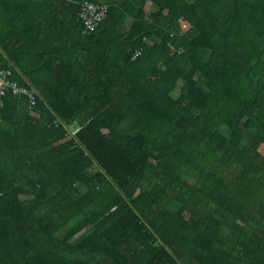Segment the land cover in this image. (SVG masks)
<instances>
[{"label": "trees", "instance_id": "16d2710c", "mask_svg": "<svg viewBox=\"0 0 264 264\" xmlns=\"http://www.w3.org/2000/svg\"><path fill=\"white\" fill-rule=\"evenodd\" d=\"M53 1L0 0V264H264V0Z\"/></svg>", "mask_w": 264, "mask_h": 264}, {"label": "built area", "instance_id": "2783aa9c", "mask_svg": "<svg viewBox=\"0 0 264 264\" xmlns=\"http://www.w3.org/2000/svg\"><path fill=\"white\" fill-rule=\"evenodd\" d=\"M108 8L109 5L105 2H95L92 0L80 1V7L77 17L83 24V32L89 33L91 31H94L106 18ZM139 54L140 51H136L133 59H135ZM6 90H10V92L15 96L25 94L33 103V89L24 87L17 81L10 79L7 70H0V94H3ZM1 106L2 102L0 100V107Z\"/></svg>", "mask_w": 264, "mask_h": 264}, {"label": "rangeland", "instance_id": "374dc122", "mask_svg": "<svg viewBox=\"0 0 264 264\" xmlns=\"http://www.w3.org/2000/svg\"><path fill=\"white\" fill-rule=\"evenodd\" d=\"M181 25L183 29H187L189 27V23L186 20H181ZM152 43V42H151ZM182 86V80H179L178 84H177V88L176 90L173 92V96L178 97L179 96V90ZM264 151V148H263Z\"/></svg>", "mask_w": 264, "mask_h": 264}, {"label": "crops", "instance_id": "0c3cea01", "mask_svg": "<svg viewBox=\"0 0 264 264\" xmlns=\"http://www.w3.org/2000/svg\"><path fill=\"white\" fill-rule=\"evenodd\" d=\"M58 1L61 2V0H54L52 5L55 4V2H58Z\"/></svg>", "mask_w": 264, "mask_h": 264}]
</instances>
